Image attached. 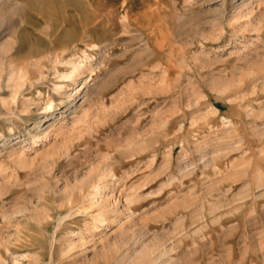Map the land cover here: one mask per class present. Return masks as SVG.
Instances as JSON below:
<instances>
[{
  "label": "rangeland",
  "instance_id": "374dc122",
  "mask_svg": "<svg viewBox=\"0 0 264 264\" xmlns=\"http://www.w3.org/2000/svg\"><path fill=\"white\" fill-rule=\"evenodd\" d=\"M0 12V264H264V0ZM61 30L73 80L46 56Z\"/></svg>",
  "mask_w": 264,
  "mask_h": 264
},
{
  "label": "bare ground",
  "instance_id": "6f19581e",
  "mask_svg": "<svg viewBox=\"0 0 264 264\" xmlns=\"http://www.w3.org/2000/svg\"><path fill=\"white\" fill-rule=\"evenodd\" d=\"M4 17H5V15L1 14V12H0V21H2L4 19ZM84 18H86V17H84ZM62 19H63L62 22H65V23H68V24L71 23L69 17H64ZM83 24H84L83 25L84 31L81 30V31H83V33H82V36H80L79 42H84L85 38H87L88 32H89V28H86L87 25L85 23H83ZM81 27H82V25H81ZM66 32H65V30H61V31H59V33L57 31L58 35L53 34V33L51 34V35H53V38L52 39L50 38V42H49L51 47H50V49H48L46 56H50V54H51L52 57L54 56L55 61H57L59 63H64L65 65L67 64L68 66H70L69 67L70 68L69 73L67 75L66 74L65 75H61L60 77H65V78H69V79L72 78V80H73V78L75 79V77H77L79 74H81L83 72V70H82V67H83L82 64L83 63H82V61L75 62V61L67 60V59H66V61L64 60L66 53L71 51L72 46H75V45L71 46V44H73V42H74L75 37H72L71 34L69 35V34H67L68 32L67 33ZM19 39L22 40L23 39V35H20ZM11 50H12V48H11ZM28 53H29L30 56H38V55H40L42 53V51H41V49H38V48L34 47L32 49L29 48ZM67 55H68V53H67ZM73 82H76V81H73ZM64 86L65 85H58L57 90L59 89L58 91H60V92H62L64 94L65 93L64 90H63ZM81 88H82V86L80 84L79 85V90ZM72 99L73 98L71 97V95L66 94L65 98L61 100V103L58 106L59 107H64V106L66 107V105L70 106L69 102ZM56 108L57 107H55L51 102L46 104L43 107V110H42V112L44 113V117H46V114L52 113ZM45 126H49V125H45ZM108 175H110V172L106 171V169H102L97 174V180L98 181L97 182L95 181L94 183H91V188H92V189H90L91 193L89 195V199L87 198V200H90V203H89L90 206H96L100 210L104 209V206H105V203H106V200H103L104 198L102 199V197H101V192H102L103 189L106 188V181L108 180L107 179ZM96 196L98 197V200L96 199ZM95 216H96L95 217V224H93V228H98V227L102 226L105 222L108 221L102 215L98 214V215H95ZM2 263H4V262L2 261Z\"/></svg>",
  "mask_w": 264,
  "mask_h": 264
}]
</instances>
